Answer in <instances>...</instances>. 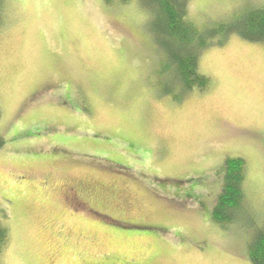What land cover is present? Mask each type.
I'll list each match as a JSON object with an SVG mask.
<instances>
[{
  "label": "rangeland",
  "instance_id": "1",
  "mask_svg": "<svg viewBox=\"0 0 264 264\" xmlns=\"http://www.w3.org/2000/svg\"><path fill=\"white\" fill-rule=\"evenodd\" d=\"M263 4L189 0L187 20L202 28ZM148 20L135 0H3L0 264H251L264 44L232 35L209 47V88L176 102ZM228 158L245 162V214L223 229L211 210Z\"/></svg>",
  "mask_w": 264,
  "mask_h": 264
},
{
  "label": "trees",
  "instance_id": "2",
  "mask_svg": "<svg viewBox=\"0 0 264 264\" xmlns=\"http://www.w3.org/2000/svg\"><path fill=\"white\" fill-rule=\"evenodd\" d=\"M103 1L107 5L115 2ZM130 1L119 0L122 4ZM135 1L148 14V30L164 54L162 77L173 78L172 84H163V94L176 102L185 100L192 91L203 92L209 88L208 77L199 71L201 54L209 47L222 46L232 35L264 44V4L260 8L236 13L229 20H218L199 28L187 20L189 0ZM2 3L0 0V10ZM4 144L0 135V149ZM244 169L245 162L241 158H228L224 162L221 189L211 210V220L223 229L244 217ZM8 240V230L0 223V255ZM247 256L251 264H264V225L255 230L248 242Z\"/></svg>",
  "mask_w": 264,
  "mask_h": 264
},
{
  "label": "snow or ice",
  "instance_id": "3",
  "mask_svg": "<svg viewBox=\"0 0 264 264\" xmlns=\"http://www.w3.org/2000/svg\"><path fill=\"white\" fill-rule=\"evenodd\" d=\"M43 96H44V93H42L41 96L35 97L33 102H39L43 98ZM31 103L32 102H30L29 105L25 106V110H27L29 107H31Z\"/></svg>",
  "mask_w": 264,
  "mask_h": 264
},
{
  "label": "flooded vegetation",
  "instance_id": "4",
  "mask_svg": "<svg viewBox=\"0 0 264 264\" xmlns=\"http://www.w3.org/2000/svg\"><path fill=\"white\" fill-rule=\"evenodd\" d=\"M71 194H73V192H71ZM75 196V195H74Z\"/></svg>",
  "mask_w": 264,
  "mask_h": 264
}]
</instances>
